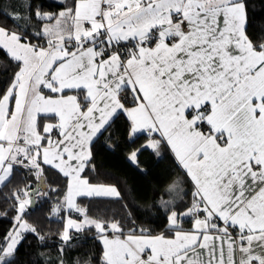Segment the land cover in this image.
I'll use <instances>...</instances> for the list:
<instances>
[{"label": "snow or ice", "instance_id": "6c2138e0", "mask_svg": "<svg viewBox=\"0 0 264 264\" xmlns=\"http://www.w3.org/2000/svg\"><path fill=\"white\" fill-rule=\"evenodd\" d=\"M248 6L59 0L58 12H33L28 3L27 15L10 16L16 30L0 26V49L15 62L9 86L0 88V186L18 169L30 174L9 197L16 215L0 239V264H16L26 234L39 235L25 217L59 191L45 187L53 170L66 181L54 209L68 214L59 264L87 232L102 246V264H264V44L247 35ZM122 116L130 138L146 135L130 163L139 169L141 151L159 156L167 147L191 181L188 203L179 181L167 190L176 195L160 202L158 233L92 217L78 202L120 198L88 173L94 142Z\"/></svg>", "mask_w": 264, "mask_h": 264}, {"label": "trees", "instance_id": "16d2710c", "mask_svg": "<svg viewBox=\"0 0 264 264\" xmlns=\"http://www.w3.org/2000/svg\"><path fill=\"white\" fill-rule=\"evenodd\" d=\"M30 3L33 12L40 6L44 12H58L59 0H0V26L16 30L11 15L19 13L27 15V4ZM8 13V15H5ZM247 35L257 46L264 44V0H249ZM37 22L33 18L32 25ZM27 26L31 34L35 29ZM21 28L25 27L20 21ZM36 41L33 40V43ZM15 62L10 61L7 53L0 49V88L6 89L14 74ZM126 117L117 120L108 132H105L93 144L95 170H89L88 179L91 183L112 184L121 193L120 198H78L82 207H86L92 217L107 220L113 218L125 223L135 221L137 226L150 228L160 232L165 224L164 210L161 200H170L176 193L167 190L174 182H180V188L187 192L183 203L191 201V181L175 161L167 147L157 155L151 149L139 153V169L130 163V153L146 142V135L128 136ZM111 136L109 140L108 137ZM111 145V147H110ZM30 174L24 169H18L12 182L0 186V239L8 233L14 223L15 211L13 201L9 198L17 187H23L29 182ZM45 187L58 189L50 195L47 201L35 204L29 209L26 220L37 228L39 235L26 234V238L18 247L16 264H59L61 255L58 250L62 245L59 233L63 230L66 212H55L58 202L62 204L66 181L62 175L50 171L45 177ZM35 186V181H31ZM7 212V215L4 213ZM72 216H75L72 213ZM185 229L191 226L190 218L182 222ZM92 232L81 233L72 246L64 250V264H102L101 249L98 241L92 239ZM40 236L44 240H40Z\"/></svg>", "mask_w": 264, "mask_h": 264}, {"label": "crops", "instance_id": "0c3cea01", "mask_svg": "<svg viewBox=\"0 0 264 264\" xmlns=\"http://www.w3.org/2000/svg\"><path fill=\"white\" fill-rule=\"evenodd\" d=\"M128 136H129V133H128ZM144 144H146V142L144 143ZM170 150V149H169ZM171 152V151H170ZM172 154V153H171ZM172 156H173V154H172ZM174 157V156H173ZM175 159V158H174ZM190 179V178H189ZM93 184H97V183H93ZM100 185H105V186H115V185H112V184H100ZM116 187V186H115ZM75 214V216L77 217V214L76 213H74ZM190 228H191V226H190ZM189 228V229H190Z\"/></svg>", "mask_w": 264, "mask_h": 264}, {"label": "rangeland", "instance_id": "374dc122", "mask_svg": "<svg viewBox=\"0 0 264 264\" xmlns=\"http://www.w3.org/2000/svg\"><path fill=\"white\" fill-rule=\"evenodd\" d=\"M67 217H68V214H66V216H65V221H64V222H66ZM72 217H73V218H77L76 216H72Z\"/></svg>", "mask_w": 264, "mask_h": 264}, {"label": "water", "instance_id": "95a60500", "mask_svg": "<svg viewBox=\"0 0 264 264\" xmlns=\"http://www.w3.org/2000/svg\"><path fill=\"white\" fill-rule=\"evenodd\" d=\"M35 186H37V185H35ZM34 206H35V205H34ZM34 206H32L31 208H33ZM31 208H30V209H31Z\"/></svg>", "mask_w": 264, "mask_h": 264}]
</instances>
